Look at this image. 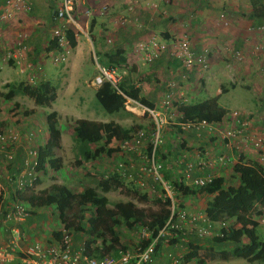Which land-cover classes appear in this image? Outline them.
Returning a JSON list of instances; mask_svg holds the SVG:
<instances>
[{"label":"crops","instance_id":"1","mask_svg":"<svg viewBox=\"0 0 264 264\" xmlns=\"http://www.w3.org/2000/svg\"><path fill=\"white\" fill-rule=\"evenodd\" d=\"M27 3L29 7L26 10H23L20 6L15 11L13 20L1 25L3 38L0 40V73L2 72L0 84L9 82V76L11 74L15 76V73H18V75L16 74L17 78L20 77L24 80L23 77L25 75L29 76L31 74L28 72L30 69H25V67L23 72L20 71V68L26 62H36L41 58L42 54L46 52L51 54L52 51H55L54 48L46 51L45 47L51 40V28L58 24L52 20V14L58 0H27ZM3 4L4 0H0V9ZM104 4L108 5L107 9L109 12L120 13L112 18L114 19L113 24H109L111 23V18H108V20L104 18V13L99 14L96 12L101 11L100 8ZM254 4L255 6L259 4L264 6V0H85L78 7L77 18H80L83 12L87 10H90L91 13L93 12L92 15H94L89 25L90 32H87V34L84 33L90 45L88 48H91L93 45L95 51L98 52L100 50L97 41L99 31L103 29L102 27H107L109 29L107 34L112 35L113 37L111 39L113 42L117 41L115 42L117 44L114 49L102 53L107 54L116 49L123 50L124 53L122 54L125 59L123 65L127 67L131 75L141 76L154 73L156 78L162 76L160 85H163L164 88L167 87L169 82H173L172 79H174L176 83L179 82L181 84V90L177 92L179 95L175 93L177 97L181 95L183 101L189 100L185 104H194L211 98L226 110L225 115L219 122H212L214 125L209 131L205 127L183 129V121L179 119L181 117L180 112L174 107V104L178 102L176 100L173 101L171 109H173V115H175L173 121L175 129L173 132L165 124L162 129V136L164 139V132L167 129L172 131L167 134L168 136L171 134L173 137H177L178 147H174V149L165 145L166 148L162 152L159 150L157 153L159 159V154H164L163 162L166 163L165 166L169 164L167 168L170 167L171 162L169 161L171 160H167L166 162V159H177L183 155L184 161L192 163L193 169L189 172L191 177L210 173L213 178L222 177L224 185L226 186L236 185L237 183L236 174H234L231 167L237 162L240 156L247 163L258 162L264 171V146L255 147L252 145V140L254 139H261L264 145V32L257 30V27L264 22V16L254 14ZM98 16L103 17L102 19H98L100 22L105 21L106 23L99 28L92 26L94 22L93 17L96 18ZM122 17L126 19L123 29L120 28L122 24L119 20ZM116 24L119 26L117 29L115 28ZM145 30L147 31L145 32ZM83 32L82 30L81 33ZM157 33H160V36ZM148 34H157L156 36L162 41L179 38L183 35L187 36L189 44L195 52H200L204 49L207 50L208 63L206 64V68L195 67L191 70H185L177 60L167 58L163 54V56L153 60L152 64L142 67L141 65L144 64L134 56L133 46L136 40L147 38ZM74 37L76 45L71 48L72 50L78 46V34ZM17 42H21L25 45V49H27V52L22 53L21 56H19L18 49L15 47ZM9 52L13 54L10 58V60H13V62L10 61L12 63L11 65L8 64L9 61L5 62L3 60L4 56ZM102 53L100 52L99 55ZM17 61L22 66H16L15 63ZM148 66L149 70L146 69ZM66 67L70 69V65ZM41 71L42 73L37 75L39 77L37 83L42 81L51 82L52 74L54 73L53 70L45 67ZM157 72L158 74H156ZM160 72L162 75H159ZM132 79L134 80H132L134 86L138 87L141 82H137L138 79L134 78V76H132ZM155 89L156 85L152 88L150 97L147 99L148 101H154L153 103L156 105L160 100L158 99V102H155V100H157V96H160L161 93H154ZM165 91L166 89L162 93ZM175 96L174 99H179ZM58 97L59 93L56 87V99ZM68 101H71V98H68ZM31 105L33 106L34 103ZM155 105L153 106L155 107ZM226 105L229 107H226ZM234 107L239 108L240 118L247 120V130L243 134H238L233 138L223 137L225 130L231 129L236 125V121L230 115ZM174 108L176 109L174 110ZM86 119L95 120L90 117H86ZM39 131L40 133L37 136H33L35 138L36 148L43 144L47 137V134H43L42 128H39ZM175 131H179L178 136H176ZM39 140L42 143H39ZM60 143L61 136L59 145ZM200 149L203 152L201 151V155L197 156V152ZM54 155L57 157L55 151ZM100 157L98 156L95 162L97 164L100 163L102 167H104V162L101 161L102 159L105 160V157L106 160L123 159V157H120L116 153H111L109 156L103 155L102 158ZM219 157H223V161L219 160ZM203 160L208 161L209 166H206L207 168L205 167L203 170L198 169L196 163ZM136 164L137 162H135ZM183 166L184 164H181L179 166L181 169H176L174 174H171L172 172L170 171V174L174 177L172 182H181L184 186H190V179L185 178V173L182 172ZM49 169V167H46L44 173L37 171L36 179H38L37 186L39 190L47 187L46 185L44 186L45 182H39L40 178L46 175L54 178L48 185L53 183L60 184L53 175V172H63L61 167L55 171ZM97 171L98 174L103 173L101 169ZM178 172L180 173L179 175L177 174ZM125 173H127L125 177H120L124 183L135 176L133 169H128ZM72 180L70 176L67 179L69 183ZM173 192L175 196V189ZM194 196L205 197L204 202L201 204L202 211L204 212L206 201L210 198L209 195L189 194L179 197L180 201H183V204H185V198L191 199ZM28 205L29 203L27 204L26 202L27 207ZM51 205L55 206V204ZM29 206L30 210L21 223V228L26 238L25 244L27 245L36 240L39 243L46 244L58 238L59 230L63 224L59 220L58 211L57 215H55L52 211L48 212V210H45L50 205ZM192 206L190 208L193 211L197 209ZM38 208H41L38 213L43 215L42 220L32 219V215L37 212L36 209ZM56 232L58 233V237H55ZM79 238L80 234L75 233V239L78 240ZM188 238L189 240L192 239L196 245L202 248L205 247V244H202L200 242L201 240L195 238L193 234L188 236ZM5 240L6 235L0 229V242H4ZM206 240L209 241V247L214 246L209 238ZM180 245H183V247H164L163 249L165 252L170 250L178 252L179 249L180 253L188 251L187 242H181ZM164 254L157 259L158 262L155 258L154 264H165L164 260H167ZM0 264L21 263L15 257L10 262L0 261Z\"/></svg>","mask_w":264,"mask_h":264},{"label":"built area","instance_id":"2","mask_svg":"<svg viewBox=\"0 0 264 264\" xmlns=\"http://www.w3.org/2000/svg\"><path fill=\"white\" fill-rule=\"evenodd\" d=\"M84 2L85 0H58L52 14V20L58 24L52 27L50 32V39L55 42V51H52L50 56L55 64L65 60L64 54L70 46L69 40L66 37V31L71 30L73 31V36H76L74 30L77 31L80 28L77 21V9ZM20 6L23 10H26L29 4L27 0H4V4L0 9V40L3 38L1 25L10 20L12 21L15 11ZM100 10L96 12L99 14L105 13L107 5L104 4ZM85 13L86 16L93 14L90 10L85 11ZM119 20L121 24L126 21L125 17ZM257 30L264 32V22L257 27ZM106 41L110 42V39L107 38ZM15 47L18 49L19 56L27 52L25 45L21 42H17ZM133 53L142 64L150 63L163 54L167 58L177 60L185 70H191L195 67L206 68V64L208 63L207 50L204 49L200 52H195L191 48L189 39L185 35L179 38L169 39L168 41H162L158 36L148 34L147 38L135 42ZM12 56V52H9L4 56L3 60L5 62L13 61L10 60ZM15 65L22 66L19 61ZM24 67L30 70L37 69V71L41 69L39 65L34 66L31 62H26L20 68L21 72L24 71ZM98 71L99 75L95 77L94 81L97 86H100L104 80H108L117 89L120 77L127 73V67L125 65L111 68L100 66ZM34 77L35 74H29L26 81L31 83ZM174 86L175 83L173 82L167 84L166 91L162 94L159 103L155 107L140 105L135 102L136 100L126 98L128 103H135L134 107L140 108L142 114H148L152 119L153 125L146 129H135L127 136L111 140L112 145L117 148V151L113 153L123 157V159H118L119 161L113 173L117 174L119 178H123L126 176L127 173L125 172L128 169H133L135 171V176L133 177L134 182L137 180L136 182L139 186H144V175L150 174L153 179L152 181L155 183L150 189V192L155 197L153 200L157 199L162 203L167 200L169 201L168 205L165 206L169 215L164 224L154 230L146 224H137L131 228H127L122 223L117 229L120 240L113 245L114 253H104L102 251L103 243L101 238H96L95 241L88 243L91 237L86 233L80 234L79 232L80 238L76 240L74 230L66 228L64 224L61 225L62 227L59 230V237L54 239V241L46 244L30 242L26 245V238L21 228V223L27 216L30 207L29 205L27 207L25 200H22L19 196L23 192L27 194L28 190L32 189L36 180L37 171L35 170V165L37 148L24 146L22 147L24 167L15 177L6 174L4 178L2 177L5 179L4 185L0 184V194L2 193V198L0 199V229L6 235V240L0 242V261L10 262L16 257L21 264H153L159 244H161L160 248L183 247L180 243L188 242V236L192 234L197 239L204 237L211 238L219 234L220 230L227 226L224 220L212 222L205 216L204 212L195 213L187 210L184 204L179 202L174 196V185H171L167 180L162 178L161 172L165 169L166 163L163 162L164 159L161 160L157 157V153L163 141V126L172 114V103L176 95ZM117 91L121 93L118 89ZM230 115L236 121V125L231 129L225 130L223 137L233 138L238 134H243L247 130L248 122L246 119H241V115L236 111H233ZM213 125L214 123L205 120L183 121L182 124L183 129L205 127L208 131L211 130ZM25 138L27 143L32 140L30 135ZM12 139H14V136ZM1 142L5 143L6 141L4 135L0 133ZM252 145L255 147L264 146L261 139L252 140ZM7 146V144H2L1 148ZM3 151L4 162L7 165L3 166L1 172L3 170L10 172L8 163L13 158V154L6 149ZM128 154L135 156V162H137L135 166L128 160ZM199 155H201V151L197 152V156ZM223 159V157H219V160L223 161ZM181 164H184L182 172L185 173V178L190 179L189 184L191 187H203L213 179L210 173L191 177L189 172L193 169L192 163L184 161L183 155L179 156L170 164V169L174 170L175 166L177 167ZM196 164L198 169L202 170L206 166H209V162L205 160L198 161ZM7 185H11L10 187L12 188L8 190ZM155 185L159 186L160 191L156 190ZM179 203L182 206H179ZM260 217L261 220H264V212ZM152 234L154 235L152 236ZM145 241L147 242L144 243ZM109 243L110 235L107 234L105 244L107 245ZM164 255L169 264H184L182 261L183 254L181 255V253L176 255L170 250L165 252Z\"/></svg>","mask_w":264,"mask_h":264},{"label":"trees","instance_id":"3","mask_svg":"<svg viewBox=\"0 0 264 264\" xmlns=\"http://www.w3.org/2000/svg\"><path fill=\"white\" fill-rule=\"evenodd\" d=\"M253 11L254 14L264 16L262 4L257 6L254 4ZM66 37L69 40V47H75L76 41L71 30L66 31ZM54 47L55 42L50 40L45 49L48 51ZM122 53L124 52L121 49H116L107 54L102 53L97 61L104 68L123 65L125 59ZM8 64L11 65L12 63L9 61ZM3 86L8 88L7 92L1 93L6 100L11 99L18 92L29 97L34 105L50 107L56 99V87L49 81H42L38 84L19 81L17 83H4ZM117 89L108 80H104L94 92L96 101L107 113L123 110L126 98L136 100L145 106H153L145 97L139 95V88L135 87L128 78L122 79L117 84ZM174 107L180 112L181 117L179 119L181 121L219 122L226 113V110L211 98L194 104L175 103ZM45 123L47 137L45 142L37 147L35 165V170L42 173L46 171V167L54 171L60 167V159L54 155V148L58 147L61 135L55 110L45 115ZM134 129V127H122L115 122L100 123L86 118L76 119L72 127V135L80 145L81 160H78L77 163L94 160L102 153L109 156L117 151L116 147L102 146L91 149L90 145L98 144L102 140L111 141L127 136ZM159 157L162 160L165 156L161 153ZM231 168L236 174V185H224L222 177H215L205 186L198 188L184 186L181 182L174 181L175 196L179 199V196L189 194L209 195L210 198L206 201L204 208L205 216L212 222L221 220L229 222L225 228L220 230L219 234L209 238L211 243L216 246L229 244V249L224 257L227 255L232 257L246 256L248 262L258 261L264 264V241L260 240L257 234V227L259 226L257 217H260L264 211L263 168L258 162H245L242 156ZM9 170L12 168L9 167ZM96 175L99 178L97 185L104 193L114 188L128 194L132 192L141 201L147 199L146 194H138L135 190L130 191L126 188L124 182L115 173L108 177L98 173ZM35 182H38V179ZM19 197L31 206L55 204L60 222L66 228L72 227L80 234H88L91 237L88 243L95 241L96 238H101L104 253H114L113 245L120 240L117 229L122 223L127 228L137 224H146L149 228L156 230L164 224L169 215L165 208L169 203L168 200L164 203L157 199L151 200L159 205V208L149 212L136 207L130 201L116 202L113 206H109L107 197L100 194L94 187H84L79 192H73L64 185L53 183L42 189L38 195H28L23 192ZM178 205L182 206L181 203ZM75 221L76 224H74ZM107 234L110 235V243L106 245ZM55 237H58L57 232ZM160 246L161 244L158 245L156 255L159 254ZM187 246L189 249L183 254L182 261L188 263L196 259L199 263H203V260L199 259L203 248L196 245L192 240L187 242ZM95 250L97 249L95 248Z\"/></svg>","mask_w":264,"mask_h":264},{"label":"rangeland","instance_id":"4","mask_svg":"<svg viewBox=\"0 0 264 264\" xmlns=\"http://www.w3.org/2000/svg\"><path fill=\"white\" fill-rule=\"evenodd\" d=\"M108 6V5H107ZM141 7V6H140ZM108 8V7H107ZM119 12H114L111 13L107 9L106 12L104 13L105 19L108 20V18H114L115 16L119 15ZM82 16V18H81ZM80 16V18H77V21L79 23V30H74L76 34H78V46L76 49L72 50L70 47L66 49L65 52V60L61 63L55 64L51 60L50 54L47 52L42 54L41 58L37 60L36 62L30 61L31 64L34 66L39 65L40 66V71H37V69H31L28 70L29 73H36L33 82L30 84H38L37 81L39 80V77L37 76L38 74L42 73V69L45 67L50 68L53 70L52 78H51V84L55 85L58 88V93L59 97L52 102V106L50 107H44L42 105H31L33 104L32 100L21 94V93H16L11 99L6 100L1 93H5L8 91L7 87H4V83H17L19 81H22L24 83H29V81H26L27 75H25L23 79L20 77L13 76L11 74L9 76V82H4L0 84V133L4 135L5 137V143L1 142L2 144H7V147L1 148V143H0V184L4 185V180L2 181V177L4 178L6 174L16 176L21 169L24 167L23 164V151L22 147L27 146L30 148H35L36 147V142L34 141L33 136H37V134L40 133L39 128H42L43 134H47L46 130V123H45V115L53 110H56L57 115V124L59 127V130L61 132V143L58 147L54 149L56 152L57 157L60 159V167L63 170V172L58 173V171L53 172V175L55 178L59 181L60 184L65 185L68 189H70L73 192H79L81 191L84 187H94L97 189V191L100 194H103L107 197L109 206H113L114 203L116 202H126L130 201L132 202L136 207L138 208H143L146 212L156 210L159 208V205L156 203H153L151 200H153L155 197L153 194L150 192L151 189V184H155L154 181H152L151 175L147 174L144 175V186H139L138 183L135 181L134 178H132L129 181H126L125 187L128 188L130 191H136L138 194H146L147 199L145 201H141L139 198H137V195H134L132 192L125 193V191H119V189H111L107 192H102L101 189L98 187L97 182L99 180L98 175L96 173L98 172L97 170H103L102 175L104 177L110 176L114 171L117 162L119 161L117 158L115 160H105L102 159L101 162H104V167L100 163L97 164L94 160H89L87 162L80 161L81 163L78 164L77 161L81 160L80 156V145L75 141L73 138V132H72V127L74 125V122L78 118H86L90 117L96 120L100 123H108V122H115L122 127L129 128V127H134L135 129L138 128H150L152 127V119L148 114L143 113L138 107H134L135 103H128L127 100L124 103V109L120 110L118 112L114 113H107L106 111L103 110V108L99 105V103L96 101L94 97V92L98 88V86L95 84V77L99 75L98 68L100 67V64L98 63L97 59L101 57L102 55H99L100 52H105L112 50L116 47L115 42L111 39L113 36L108 33V28L107 27H102L104 26L103 24H106L105 21L100 22L98 19H102L103 17H93L94 22L92 23V26L94 27H102L101 31H99V36H98V47L100 50L97 52L94 50V46L92 45L91 48L90 45L88 44V41L86 40L85 34L87 32H90L89 25L92 22L91 18L94 15L91 16H86V13L83 12V14ZM103 16V15H101ZM137 17V16H136ZM132 18V16H130ZM138 18V17H137ZM104 20V19H103ZM114 19L111 20V23L113 24ZM118 24L115 25V28L117 29L119 26ZM123 29L125 26V23L120 25ZM83 28V29H82ZM86 28V29H85ZM84 31L81 33L82 30ZM147 30H145L146 32ZM117 32V31H116ZM85 33V34H84ZM158 36H160V33H157ZM156 34V35H157ZM109 38L110 42H107L106 39ZM136 40V39H134ZM137 41V40H136ZM135 41V42H136ZM93 44V42H92ZM90 50H88V49ZM163 56L162 54L160 57ZM159 58V57H158ZM146 63L144 65H141L142 67L146 65L152 64ZM70 65V69H68L66 66ZM17 66V65H16ZM141 67V68H142ZM147 70H149V66L146 67ZM20 74V73H19ZM119 74H121L119 72ZM158 74V72L156 73ZM159 75H162L161 72ZM132 76L134 78H137V82L139 83L138 87L139 88V95L140 96H145V98H149L152 88L156 85V89L154 93L159 92L161 95L157 96V100L155 102H158V99L160 100L162 96V92L166 89L163 87V85H160L161 78L162 76H159L158 78L155 77L154 73L150 74H144L141 76L132 74L128 72L123 74L120 77L119 82L124 79L128 78L130 81H132ZM22 77V76H21ZM17 78V79H16ZM2 80V72L0 73V81ZM134 81V80H133ZM173 82L176 80L172 79ZM181 84L179 82H175L174 86V91H176V94L178 91L181 90L180 88ZM70 92V93H69ZM71 94V95H70ZM179 95V94H177ZM177 95L175 96L176 98L179 99H174L176 102L180 103H188V101H183L182 96L180 97ZM68 98H71V101H68ZM65 99V100H64ZM203 99V98H200ZM148 100V99H147ZM150 100V99H149ZM68 101V102H67ZM32 102V103H31ZM136 103L140 104L139 102L135 101ZM151 104L155 105L153 103L154 101H149ZM141 105V104H140ZM157 105V104H156ZM155 105V106H156ZM226 107H229L226 105ZM176 108H174L175 110ZM237 109V110H236ZM238 107H234L233 111L238 112L240 114V111L238 110ZM172 115L170 118H168L166 125H168L171 130L174 132V127L175 125L173 124V121L175 119V115H173V109L171 111ZM134 129V130H135ZM41 131V132H42ZM169 129L164 132V139L162 136V144H161V152L166 148L165 145L170 146L171 148L178 147L177 142L178 140L177 137H173L171 134L168 136ZM176 136H178L179 131H175ZM30 135L32 137V140L27 143L25 140V137ZM14 136V139L12 137ZM168 142V144H166ZM39 143H42V141L39 140ZM113 143L111 141H100L98 144H91L90 148H101L103 147H109V146H114L112 145ZM42 145V144H41ZM4 149L9 150L10 153L13 154V158L9 161L8 166L12 168L10 172H1L3 166L7 165L4 160ZM175 149V148H174ZM200 151L203 152L202 149ZM102 153V152H99ZM98 153V154H99ZM105 155L104 153L99 154L98 156ZM16 156V157H15ZM99 158V159H100ZM128 159L132 165L135 166V156L128 154ZM176 159V158H175ZM173 158H168L167 160H171L169 162L173 163L175 160ZM169 166V164H168ZM168 166H165V169L161 172L162 173V178L164 180H167L171 185H173L172 180L174 179L173 175L176 172V169H181L179 166H175L174 170L172 171ZM50 170V169H49ZM170 171L172 172L170 174ZM101 173V172H100ZM58 174V175H57ZM178 175L180 174L179 172L177 173ZM58 176V177H57ZM73 179L70 183L67 181L69 178ZM178 177V176H177ZM175 177V179H177ZM136 178V177H135ZM54 179L49 177V175L43 176L40 178L39 182H45L44 186L46 185L47 187L49 186V182ZM37 180V179H36ZM35 180V181H36ZM37 182H34L32 189L28 190V195H38L41 190H39L37 186ZM11 185H7V189H11ZM156 186V190H159V186ZM45 187V188H47ZM160 191V190H159ZM2 198V193L0 194V199ZM204 196L200 197H191V199H186L185 198V204L184 207L192 212L195 213H202V206L201 204L204 202ZM179 202L183 203V201H180V198L177 199ZM191 205H193L197 209L190 208ZM192 206V207H193ZM30 207V206H29ZM41 208L36 209V213L32 215V219L34 220H42L43 215L39 214ZM45 210L52 211L55 215H57V210L54 205H50L49 207H46ZM197 210V211H196ZM264 212V211H263ZM70 218L71 216L68 215ZM56 218V217H54ZM225 221V220H224ZM257 221L259 222V226L257 227V234L259 236L260 240L264 241V220H261V217H257ZM226 224H228V221H225ZM76 224V221L74 222ZM218 227V226H217ZM71 229H73L71 227ZM74 230V229H73ZM75 233H79V231L74 230ZM119 233V232H118ZM126 238V237H124ZM206 239L208 238H202L199 239L201 240L200 242L202 244H205L203 247V250L201 251V255L199 256V259L203 260V263H199V261L192 260L188 263L184 264H263L258 261L256 262H248L246 259V256L243 257H232L227 255L224 257V254H227V251L229 249V244H223L220 246L214 245L213 247H209ZM192 240V239H190ZM34 242H39V241H33ZM194 242V241H193ZM165 250L163 248L159 249V254L156 255V261L158 262V258L164 254ZM176 255L180 254V249L178 252L172 251ZM184 254V252L181 253V255ZM249 256V255H248ZM164 259V257H163ZM165 264H169L168 261H165ZM155 263V260H154ZM153 263V264H154Z\"/></svg>","mask_w":264,"mask_h":264},{"label":"clouds","instance_id":"5","mask_svg":"<svg viewBox=\"0 0 264 264\" xmlns=\"http://www.w3.org/2000/svg\"><path fill=\"white\" fill-rule=\"evenodd\" d=\"M79 234V233H78Z\"/></svg>","mask_w":264,"mask_h":264}]
</instances>
